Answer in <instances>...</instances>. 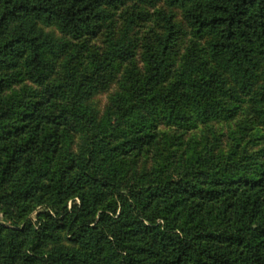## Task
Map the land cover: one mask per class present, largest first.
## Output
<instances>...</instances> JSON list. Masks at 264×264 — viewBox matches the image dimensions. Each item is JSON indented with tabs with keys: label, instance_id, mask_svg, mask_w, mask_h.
Wrapping results in <instances>:
<instances>
[{
	"label": "trees",
	"instance_id": "obj_1",
	"mask_svg": "<svg viewBox=\"0 0 264 264\" xmlns=\"http://www.w3.org/2000/svg\"><path fill=\"white\" fill-rule=\"evenodd\" d=\"M126 1L165 5L141 68L138 10L82 73L73 40ZM125 62L100 116L88 100ZM247 93L264 120V0H0V264H264V147L159 129L229 119Z\"/></svg>",
	"mask_w": 264,
	"mask_h": 264
},
{
	"label": "rangeland",
	"instance_id": "obj_2",
	"mask_svg": "<svg viewBox=\"0 0 264 264\" xmlns=\"http://www.w3.org/2000/svg\"><path fill=\"white\" fill-rule=\"evenodd\" d=\"M165 9L163 2H159L154 6H149L146 4L137 3L135 1H126L122 5H119L117 8L112 9L113 15L111 19L102 24L100 31L95 35H87L80 39L73 40L72 51L74 54L81 56L82 64L78 65L82 70V73H89V67H91V59L93 53H101L105 48V36L107 31L112 28L113 31L119 32L124 24L125 16L132 11L141 10L144 12L147 17L143 20H140L137 25L134 27L132 36L135 41V63L141 68L140 62V51L141 44L144 39L153 35L155 32H160V21L157 17V10ZM176 13V19L180 22L181 26L185 29L182 34H180L176 40V49L178 51V56L182 55L185 48L188 46L191 40V35L189 33L188 27L185 22L182 21L180 16L179 9H174ZM47 31H54L56 35H61V33L54 28H47ZM203 44V43H202ZM62 61V60H61ZM128 66V62L123 63L120 68L114 73L111 79L108 80L105 87H102L92 95L88 100V103L92 105L101 116L105 108L110 103V98L112 94L118 88V81L121 78V75L124 72V69ZM60 62L57 65V72L61 73ZM65 72V70H64ZM58 75V73H56ZM24 85L32 86L33 84L29 81L23 82ZM23 84L16 85L14 88L19 89ZM240 105L236 109L235 115L229 119H219L212 120L208 123H203L199 125V128L195 130H177L174 127H159L160 130H166L169 133L181 134V139L183 141L188 140L192 134H196L197 137L204 136L207 137V141L216 142V151L222 149L227 151L230 147L231 139L229 133L235 131L236 134H240L243 131L242 142L239 147L245 146V152L247 154L255 153L259 149L264 147V120L261 119L256 112V105L254 101L250 99V94L241 95ZM250 99V100H249ZM243 129V130H242ZM187 142V141H185ZM157 155L154 151L149 155H146V158L141 157V162H147L149 166L154 163V158ZM140 162V163H141ZM41 211L40 209L33 212L32 217L35 218L37 212Z\"/></svg>",
	"mask_w": 264,
	"mask_h": 264
}]
</instances>
